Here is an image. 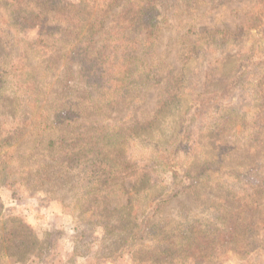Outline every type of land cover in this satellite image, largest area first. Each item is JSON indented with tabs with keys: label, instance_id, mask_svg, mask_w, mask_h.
<instances>
[{
	"label": "rangeland",
	"instance_id": "rangeland-1",
	"mask_svg": "<svg viewBox=\"0 0 264 264\" xmlns=\"http://www.w3.org/2000/svg\"><path fill=\"white\" fill-rule=\"evenodd\" d=\"M124 2L118 0L111 12L117 14ZM3 6L0 139H13L0 149L2 160L11 161L0 166V221L21 220L40 248L17 262L2 256L0 264H141L130 258L125 244L113 248L115 235L95 222L101 218L82 212L88 205L99 210L101 199L93 197L92 204L80 197L79 181L72 178L76 170L71 182L41 180L54 170L49 139L58 146L78 130L96 134L117 126L128 135L122 151L128 166L149 178L142 187L138 183L144 192L136 200L135 223L141 226L149 218L146 233L178 225L215 228L221 205L247 202L248 219L238 221L229 238L215 237L204 258L192 264H264V0L157 4L159 29L143 49L147 84L129 91L138 93L132 101L112 88L87 86L75 74L76 60H68L65 47L74 34L63 30L64 16L47 23L53 28L40 41L37 27L15 28L9 6ZM110 19L108 14L106 25ZM218 31H227V41L211 40ZM17 65L26 66L30 77H21ZM192 100L195 105L189 106ZM195 141L202 150L196 144V152L187 153ZM187 160L193 162L189 170ZM114 202L105 204V215ZM15 230L6 225L3 233ZM142 242L157 245L147 234Z\"/></svg>",
	"mask_w": 264,
	"mask_h": 264
},
{
	"label": "trees",
	"instance_id": "trees-1",
	"mask_svg": "<svg viewBox=\"0 0 264 264\" xmlns=\"http://www.w3.org/2000/svg\"><path fill=\"white\" fill-rule=\"evenodd\" d=\"M180 1L193 3L197 0H125L117 14L112 13L111 8L118 5V0H0V8L2 9L3 5L9 6V20L15 28L37 27V39L40 41L43 40V34L47 33L51 27L53 28L47 23L57 22V16H64L66 18L64 23L67 25L63 30L74 34L73 40L69 41L65 47L68 60L71 63L73 59L76 60L75 67L73 66L75 74L87 86L101 89L112 88L114 95L120 93L119 95H122L125 100L132 101L138 93H129V91L139 92V88L147 84L148 74L144 70L143 49L148 47L147 43L152 44L159 29L155 18L158 13L157 4L172 6ZM49 14L52 16L49 17ZM108 14L112 16V19L106 25L105 20ZM3 19L5 17H0V20L4 21ZM218 32H221L220 36ZM218 32L217 35L212 34L211 40L218 42L225 39L227 41V31ZM95 34L97 38H94ZM99 38H101L100 45L94 47ZM3 44L7 46V43L3 42ZM8 45L11 47L9 43ZM20 66V68L18 65L15 66V71L21 74V77H30L28 68L24 65ZM0 68L1 85L5 67L1 65ZM206 75L210 82L212 74ZM26 88L32 89L30 80H27ZM191 102L189 106H194V100ZM55 124H61V121L57 120ZM120 129L122 130L120 126H117L114 130H100L96 134L78 130L77 136L69 143L58 146L54 139H49L46 148L52 152L49 159H52L56 165H51L54 170L41 179L42 181L53 180L57 177L62 182H68V180L71 182L72 172L76 170V174L80 176L74 173L72 178L79 181L80 197L92 204L96 203L93 197H99L101 208L96 210L92 208V205H88L82 211V206L80 207L77 203L76 205L83 213L92 212L101 218L102 221L96 219L95 222H98L105 232H112L115 235L113 248L116 247L115 245L125 244L131 255L130 258L141 264H192L204 258L208 246L216 241L215 237L226 234L229 238L233 235L238 221L248 219L244 214V211L249 209L247 202L233 203L220 206L221 210L216 216L220 220V225L215 228L207 226L193 230L191 227L182 229L183 227L178 225L177 230L162 227L156 230V233H146L151 227L150 219H146L141 226L135 223L139 215L136 200L140 193L144 192L142 188H137L148 183L149 178H145L144 172L138 174L139 171L128 166V158L122 153L128 135L126 136ZM11 139H13L11 136L6 137L4 142L0 139L2 142L0 149ZM61 141L64 139L62 138ZM196 144L202 150L203 145L195 141L187 153L196 152V148H193ZM6 146L5 152L11 144ZM61 148L64 150L63 154L59 152ZM6 154L9 155V153ZM3 156L5 154L0 155V166L6 167L11 161L6 163L2 160ZM190 159H196V156H190ZM187 162L186 168L189 170L193 162L192 160ZM77 167L80 169H76ZM211 171L215 174L219 173L216 170ZM199 176L200 173L196 175V177ZM193 180L195 179H191V184L195 183ZM138 183L141 185L138 186ZM89 196L91 197L88 198ZM111 200L115 201L114 208L108 210L107 216L104 214V206ZM115 218L118 219L116 225L113 224ZM0 224V258L6 255L14 256L16 257L14 262H17L19 259L27 258L29 251L40 248L34 232L18 218L10 217L0 221ZM6 225H9L11 230L16 229L9 231L8 235L11 234V237L3 233ZM145 234L150 237L152 243L156 242L157 245L151 247L150 244L143 243ZM225 238L219 242L224 243L227 239Z\"/></svg>",
	"mask_w": 264,
	"mask_h": 264
}]
</instances>
